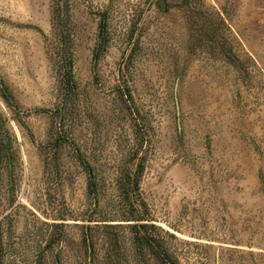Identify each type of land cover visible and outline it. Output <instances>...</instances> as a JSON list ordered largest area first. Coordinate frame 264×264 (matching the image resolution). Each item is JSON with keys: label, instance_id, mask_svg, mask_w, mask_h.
<instances>
[{"label": "rangeland", "instance_id": "374dc122", "mask_svg": "<svg viewBox=\"0 0 264 264\" xmlns=\"http://www.w3.org/2000/svg\"><path fill=\"white\" fill-rule=\"evenodd\" d=\"M67 1L73 99H63L49 52L54 0H0V84L17 106L0 98L16 154L0 183V264H106L101 229L91 259L83 244L89 200L76 152L103 179L104 205L137 130L147 138L140 190L171 256L264 264V0H205L224 25L213 16L193 27L149 0ZM102 11L108 43L96 52ZM114 232L119 264H142L128 229Z\"/></svg>", "mask_w": 264, "mask_h": 264}, {"label": "trees", "instance_id": "16d2710c", "mask_svg": "<svg viewBox=\"0 0 264 264\" xmlns=\"http://www.w3.org/2000/svg\"><path fill=\"white\" fill-rule=\"evenodd\" d=\"M149 1L159 14L179 10L186 22L192 27L209 24L213 16L217 17L219 25H224L217 12H209L205 0ZM97 15L99 22L96 52H100L105 49L108 43V17L106 11H102ZM52 20L56 44L50 46V56L58 64L60 70V86L63 99H73L77 94V86L72 72L73 41L67 0H54ZM135 29L136 24L134 23L127 34L130 43L134 38ZM137 43L138 39L135 38L133 46H137ZM131 49L133 50V47ZM227 54L223 55L226 56ZM122 95L132 102L129 91ZM0 98L8 110L15 114L17 111L16 103L11 92L3 84H0ZM63 140L58 133L54 139L51 156L55 155ZM145 141H147L145 132L137 130L135 149L116 164V175L111 179L112 196L105 201L104 205L101 204L103 179L99 176L95 166L87 162L78 151L76 152L78 163L86 176V198L89 200V208L88 217L85 219L86 224L82 226V240L90 259L95 254V240H93L92 230L97 228L102 230L103 256L106 264H119L123 257V241L114 230L126 227L131 235V244L138 263L143 264L145 262L144 256L149 255L157 264H179L168 252L162 237L159 235L160 230L153 224L149 208L140 190V181L144 170V157L141 152ZM13 143L14 139L9 133L7 120L0 112V183L3 167L8 170L9 178H11L13 172L12 168L16 161V154L12 148ZM47 157V154L44 153L42 159L44 169H47ZM105 208H108V211Z\"/></svg>", "mask_w": 264, "mask_h": 264}]
</instances>
